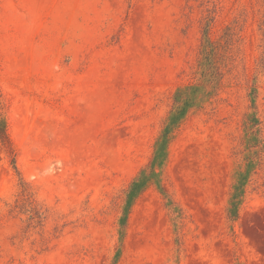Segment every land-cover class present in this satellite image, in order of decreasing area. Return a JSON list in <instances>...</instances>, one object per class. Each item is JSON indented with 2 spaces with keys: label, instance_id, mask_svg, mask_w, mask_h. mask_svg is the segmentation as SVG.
<instances>
[{
  "label": "rangeland",
  "instance_id": "rangeland-1",
  "mask_svg": "<svg viewBox=\"0 0 264 264\" xmlns=\"http://www.w3.org/2000/svg\"><path fill=\"white\" fill-rule=\"evenodd\" d=\"M0 264H264V0H0Z\"/></svg>",
  "mask_w": 264,
  "mask_h": 264
}]
</instances>
